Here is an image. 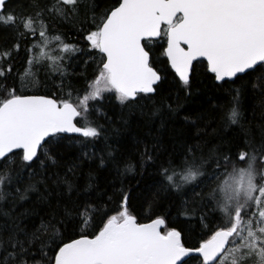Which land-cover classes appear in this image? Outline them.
Listing matches in <instances>:
<instances>
[{
    "label": "snow or ice",
    "instance_id": "snow-or-ice-1",
    "mask_svg": "<svg viewBox=\"0 0 264 264\" xmlns=\"http://www.w3.org/2000/svg\"><path fill=\"white\" fill-rule=\"evenodd\" d=\"M81 9L90 25L82 47L54 27L80 19ZM0 28L17 37L0 49V264H264V120L254 131L242 106L251 96L264 118V0H117L99 15L95 0H30L20 12L0 0ZM21 40L30 46L16 68ZM61 52L98 60L92 77L69 72ZM160 55L178 77L169 95ZM201 68L231 95L221 117L231 138L208 140L198 123L207 117L185 115L190 131L174 154H162L159 135L136 140L135 155L111 148L104 102L118 101L123 124L125 111L151 106L163 127L165 114L180 115L181 94L193 95ZM41 70L59 74L60 95L37 91ZM101 140L105 148L90 151ZM66 142L110 173L104 187L92 171L76 183L79 164L62 163ZM150 168L145 217L133 208L128 177ZM162 201L175 203L185 227L156 210ZM205 229L210 238L188 243Z\"/></svg>",
    "mask_w": 264,
    "mask_h": 264
},
{
    "label": "trees",
    "instance_id": "trees-1",
    "mask_svg": "<svg viewBox=\"0 0 264 264\" xmlns=\"http://www.w3.org/2000/svg\"><path fill=\"white\" fill-rule=\"evenodd\" d=\"M30 0H12L10 5L17 12L21 11L22 6L28 5ZM117 0H95L97 15L101 12L109 9L114 5ZM83 11L81 9V18L76 20L74 23H60L55 22V29L62 33L66 38L68 43H75L78 46L82 47L86 42L84 40V34L89 24L83 23ZM17 39L15 32L0 28V49L10 47L14 41ZM163 39V38H161ZM21 50L18 53L19 59L14 62V67L19 68L23 64L25 56V46H30L29 41L21 40ZM49 50L54 51V55H57L55 46L50 45ZM63 55L67 60L68 57H71V60L65 65L69 72L72 73H81L84 72L88 77H92L95 71V65L97 61L88 59L83 52H77L73 54L68 53H59ZM88 55H91L89 53ZM165 57L160 55L158 56L157 67L165 73L167 76V83H164L165 95H169V92L174 86V80L178 79L175 77L174 72L171 71L170 67L167 66L164 61ZM87 60V67H85V61ZM198 63V62H197ZM47 72H51V69H48ZM212 74L204 73L201 68L200 73L197 78V83L193 89V95L185 99L183 94H181V100L183 107L180 109V115L168 119L166 114L164 115L165 123L162 127L161 117H151L150 108L151 106L145 107L142 111L140 109H133L131 113L125 111L124 118L127 120L126 124H123L120 117V108L118 101L110 100L104 102L103 108L104 111L111 117V124L109 125L104 120H101V123H105V126L108 130V144L111 145L112 149L117 150L118 153H122L125 156L135 155V142L136 140H147L151 137L159 135V138L162 142V154L165 150L169 154H174L172 152L173 148L178 152L180 150V142L187 137L190 129L186 127V122L183 117L189 116L191 119L195 120L197 117L204 116L207 119L198 121L201 123L205 131L207 132V139L214 140L217 135H224L228 138H231L234 133L232 130L227 132L221 131V117L228 108L231 106V95L224 90H221L215 87L214 82L210 79ZM37 79L40 81V87L37 91L41 95H50L54 91L57 95H60L58 90L53 86V81L59 83V74L52 73L51 75H46L45 70H41L37 76ZM71 83L74 88L83 89L84 88V77L79 75H74L70 77ZM46 85V87H45ZM238 86V85H236ZM106 96L111 95L105 93ZM174 99V93H172V99L169 102H172ZM244 117L246 120L253 122V130H256V125L260 124L264 118L260 115V108L258 107V101L254 100L251 96H248L242 101ZM235 127V126H233ZM113 129H118V133H114ZM192 135H195V131H192ZM201 135H204L202 132ZM82 139V138H81ZM68 143V142H66ZM105 148L104 141H98L94 148L90 151L100 152V150ZM80 152L78 146H73L68 143V146L63 150L62 163L71 164L76 162L79 164V168L76 171V183L78 185H85L88 182L89 172L92 171L93 175L96 176L101 187H104L106 181L108 180L110 173L106 170H100L99 172L95 171V162L81 161L79 159ZM63 172V167L60 169ZM111 175H115L111 173ZM156 179L153 169H148L143 176L137 177H128L129 186L136 193L135 199L132 201L133 208L138 214H142L145 217L148 215L147 209L141 213V208L145 203V198L148 195L150 186L154 183ZM114 207V206H113ZM157 211L164 212L165 215L172 217V222L176 225L178 229L185 227L183 222V217H177L176 207L174 202L162 201ZM96 223H99L97 219ZM95 225L92 228L86 229L85 234H91V231L94 229ZM210 229H205L203 233L196 232V234L188 235L187 241L189 244H195L198 241L202 242L201 236L204 238H210Z\"/></svg>",
    "mask_w": 264,
    "mask_h": 264
},
{
    "label": "water",
    "instance_id": "water-1",
    "mask_svg": "<svg viewBox=\"0 0 264 264\" xmlns=\"http://www.w3.org/2000/svg\"><path fill=\"white\" fill-rule=\"evenodd\" d=\"M12 1V0H9V2ZM211 74V73H210ZM65 135H68V136H75V134H65Z\"/></svg>",
    "mask_w": 264,
    "mask_h": 264
},
{
    "label": "rangeland",
    "instance_id": "rangeland-1",
    "mask_svg": "<svg viewBox=\"0 0 264 264\" xmlns=\"http://www.w3.org/2000/svg\"><path fill=\"white\" fill-rule=\"evenodd\" d=\"M50 55H54V51L53 50H50Z\"/></svg>",
    "mask_w": 264,
    "mask_h": 264
}]
</instances>
